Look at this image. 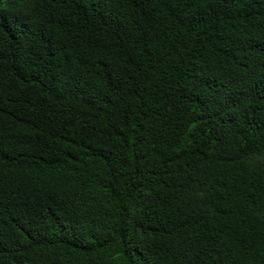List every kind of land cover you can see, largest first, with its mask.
<instances>
[{"label": "trees", "instance_id": "1", "mask_svg": "<svg viewBox=\"0 0 264 264\" xmlns=\"http://www.w3.org/2000/svg\"><path fill=\"white\" fill-rule=\"evenodd\" d=\"M0 264H264V0H0Z\"/></svg>", "mask_w": 264, "mask_h": 264}]
</instances>
